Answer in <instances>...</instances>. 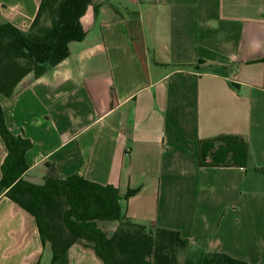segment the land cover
Segmentation results:
<instances>
[{"label": "crops", "instance_id": "1", "mask_svg": "<svg viewBox=\"0 0 264 264\" xmlns=\"http://www.w3.org/2000/svg\"><path fill=\"white\" fill-rule=\"evenodd\" d=\"M40 3L0 0V21L28 30ZM80 27L68 57L0 95L9 128L32 142L23 177L115 185L123 214L179 230L185 255L264 264V0H104ZM222 134L247 140L246 166H201L200 141ZM7 153L0 136V180ZM43 255L35 218L0 194V264ZM68 258L103 264L81 244Z\"/></svg>", "mask_w": 264, "mask_h": 264}, {"label": "trees", "instance_id": "2", "mask_svg": "<svg viewBox=\"0 0 264 264\" xmlns=\"http://www.w3.org/2000/svg\"><path fill=\"white\" fill-rule=\"evenodd\" d=\"M103 2L41 0L28 30L2 19L0 95L13 96L27 74L40 77L68 57L69 44L86 36L80 18L89 6L97 17ZM0 136L8 150L1 167L0 194L35 218L44 250L52 253L50 264H68L73 244L91 248L103 264H249L225 252L185 255L190 242L179 230L150 229L126 217L121 191L115 185L94 182L78 173L65 178L46 177L42 184L26 180V153L32 142L9 128L1 100ZM248 152L244 137L222 134L200 141L199 163L246 166ZM139 190L129 189L124 197L128 199ZM108 222L119 223L113 233L105 229ZM36 264H41V259Z\"/></svg>", "mask_w": 264, "mask_h": 264}, {"label": "rangeland", "instance_id": "3", "mask_svg": "<svg viewBox=\"0 0 264 264\" xmlns=\"http://www.w3.org/2000/svg\"><path fill=\"white\" fill-rule=\"evenodd\" d=\"M105 229L107 231V228L106 227H105ZM51 256H52V253H51L50 249H46L45 255H43L42 258H41V264H50Z\"/></svg>", "mask_w": 264, "mask_h": 264}]
</instances>
